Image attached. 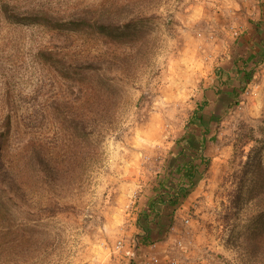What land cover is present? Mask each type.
Listing matches in <instances>:
<instances>
[{
    "label": "rangeland",
    "instance_id": "1",
    "mask_svg": "<svg viewBox=\"0 0 264 264\" xmlns=\"http://www.w3.org/2000/svg\"><path fill=\"white\" fill-rule=\"evenodd\" d=\"M5 2L117 28L66 39L0 16V118L12 113L22 151L4 157L0 264H264V62L216 123L210 166L168 234L138 248L135 222L216 70L258 49L261 0ZM54 45L97 65L78 74L81 93L42 56Z\"/></svg>",
    "mask_w": 264,
    "mask_h": 264
},
{
    "label": "trees",
    "instance_id": "2",
    "mask_svg": "<svg viewBox=\"0 0 264 264\" xmlns=\"http://www.w3.org/2000/svg\"><path fill=\"white\" fill-rule=\"evenodd\" d=\"M261 7L263 18L254 23L257 30L264 27V0H261ZM0 16L8 24H32L42 26L51 32L66 30L68 31L66 39H70L68 34L78 31H84L88 36L109 31L111 39L115 40L117 28L116 24H107L106 21L95 16L77 14L66 18L54 14L49 9L21 10L8 2L0 4ZM256 46L258 49H253L246 57L236 58L234 70L225 72V75L222 69L216 70L214 84L206 88L202 99L196 102L186 121L184 132L176 139L163 170L157 173L152 192L144 194V198L138 200L135 219L139 231L138 248L163 239L168 234L175 223L176 212L208 170L211 161L208 147L209 142L215 139L212 133L216 129V123L221 120L226 108L239 101L240 95L254 77L256 68L264 62V37ZM40 51L47 62L56 66L61 79L67 81L71 87L78 85L79 93L83 89L78 74L85 70L97 69V65L92 60L70 59V54L68 55L62 46H46ZM251 63L253 65H250ZM98 96L100 94L93 97ZM1 116L0 191L4 178L7 177L4 173V157H7V161L22 158L21 147L18 148L17 154H12L15 134H19L18 131L15 133L12 127L13 115L8 112L2 113ZM74 118L79 119L76 116ZM75 123L77 126L80 125L79 122ZM6 194L0 193V207L9 204L10 197ZM136 260L133 258L131 264H136Z\"/></svg>",
    "mask_w": 264,
    "mask_h": 264
},
{
    "label": "crops",
    "instance_id": "3",
    "mask_svg": "<svg viewBox=\"0 0 264 264\" xmlns=\"http://www.w3.org/2000/svg\"><path fill=\"white\" fill-rule=\"evenodd\" d=\"M184 207V206H183ZM181 210V209H180Z\"/></svg>",
    "mask_w": 264,
    "mask_h": 264
}]
</instances>
